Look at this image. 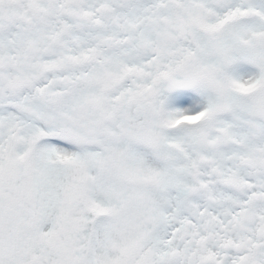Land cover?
<instances>
[{
  "label": "snow or ice",
  "instance_id": "snow-or-ice-1",
  "mask_svg": "<svg viewBox=\"0 0 264 264\" xmlns=\"http://www.w3.org/2000/svg\"><path fill=\"white\" fill-rule=\"evenodd\" d=\"M0 264H264V0H0Z\"/></svg>",
  "mask_w": 264,
  "mask_h": 264
}]
</instances>
